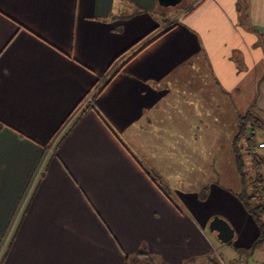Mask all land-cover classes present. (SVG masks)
I'll return each mask as SVG.
<instances>
[{"label":"crops","instance_id":"crops-1","mask_svg":"<svg viewBox=\"0 0 264 264\" xmlns=\"http://www.w3.org/2000/svg\"><path fill=\"white\" fill-rule=\"evenodd\" d=\"M192 1L161 21L158 0H0V264H244L235 192L177 201L152 177V144L210 142L227 114L264 128V0Z\"/></svg>","mask_w":264,"mask_h":264},{"label":"rangeland","instance_id":"rangeland-1","mask_svg":"<svg viewBox=\"0 0 264 264\" xmlns=\"http://www.w3.org/2000/svg\"><path fill=\"white\" fill-rule=\"evenodd\" d=\"M192 2V0H182L178 5L167 8L159 3L154 14H156L161 21L171 20V18L176 17L180 11H186L187 6ZM192 83H194V81H192ZM194 87H196V85ZM189 110L190 112L192 111V109ZM180 111L181 110L176 108L166 112V114H169L166 117L174 120L176 130L182 131L185 127L184 125H187L188 122H199V119H197L198 117H195L197 114L194 111L192 113L186 112V118L183 121V111ZM217 119L218 117L213 120H208V122L213 124V126L209 127L208 139L216 131L210 142L201 143L198 138V132H196L189 141L177 142L176 145H150V149L153 147L152 152L157 157L156 161H154V164L157 166L154 171L157 174H154L152 177H154L156 181L158 180V183L160 182L159 184L161 187L164 185L167 191L177 201H180V198L178 193L173 190L174 187L181 188L184 191H195L200 199H204L202 195L204 194L207 184L211 182L223 185L233 192L240 190L231 155V140L232 136L236 134L238 127L230 126L231 123L228 114L218 119L221 123L220 126H217L218 122L214 121ZM197 131H199V129ZM183 133L186 134L187 137L191 136L188 135L187 132ZM248 135V133L245 134V137ZM253 136L254 141L252 143L264 140V134L262 132H255ZM187 137L183 136V138ZM252 143L249 140L246 141L242 137L237 138L239 152L245 164L244 173L246 176L250 177L255 174L251 158L253 154L249 150ZM255 152L257 154L259 152L264 153V150ZM180 153L182 154L180 155ZM261 162L264 164V159L261 160ZM263 164L260 166V172L264 178ZM211 240L215 247V250L212 252L215 258L216 255H219V250L217 249L219 246H223L222 248H229L226 244L217 243L214 238ZM244 261V264H264V244L246 252L244 254Z\"/></svg>","mask_w":264,"mask_h":264},{"label":"trees","instance_id":"trees-1","mask_svg":"<svg viewBox=\"0 0 264 264\" xmlns=\"http://www.w3.org/2000/svg\"><path fill=\"white\" fill-rule=\"evenodd\" d=\"M147 36H144L141 40L133 44V46L137 45ZM131 48H129V50ZM123 54H120L119 56H117V58H115V60L111 62L110 66L107 69V72H109V70L113 67L115 62ZM90 93L91 91L88 92V94ZM248 125L250 126L248 132L249 135L248 137L247 136L245 137V130H246L245 128ZM256 130L264 131L263 125L259 123L257 119L251 118L249 114L245 113L244 115H241L239 117L237 134L235 135V137L232 139L231 142L232 161L234 164V169L237 174L238 182L240 186V190L235 192L234 195L241 202L245 211L251 215L258 229V233L255 239L253 240L252 244L247 248H239L238 252L251 251L254 247L261 246L264 244V184H263L264 178L262 177L261 173H259L257 170L255 171V174L251 177L245 175L244 173L245 164L237 145L238 137H242L246 141L249 140L252 143L254 141L253 135ZM255 153L256 152L252 153L253 155H251V158L253 160L254 165L258 169L259 166L262 164L261 160H263L264 157L260 154L257 153L255 154Z\"/></svg>","mask_w":264,"mask_h":264},{"label":"water","instance_id":"water-1","mask_svg":"<svg viewBox=\"0 0 264 264\" xmlns=\"http://www.w3.org/2000/svg\"><path fill=\"white\" fill-rule=\"evenodd\" d=\"M158 1L159 3L161 2V0ZM208 229L211 232H215V237L221 244H226L232 239V229L227 222L220 217L213 216L208 222Z\"/></svg>","mask_w":264,"mask_h":264},{"label":"built area","instance_id":"built-area-1","mask_svg":"<svg viewBox=\"0 0 264 264\" xmlns=\"http://www.w3.org/2000/svg\"><path fill=\"white\" fill-rule=\"evenodd\" d=\"M92 97L91 95L87 96L86 102L91 101ZM248 137V136H247ZM250 152L254 153L257 150H264V140L256 141L252 143V145L249 147Z\"/></svg>","mask_w":264,"mask_h":264},{"label":"flooded vegetation","instance_id":"flooded-vegetation-1","mask_svg":"<svg viewBox=\"0 0 264 264\" xmlns=\"http://www.w3.org/2000/svg\"><path fill=\"white\" fill-rule=\"evenodd\" d=\"M182 0H161L160 4L167 7H173L181 3Z\"/></svg>","mask_w":264,"mask_h":264}]
</instances>
